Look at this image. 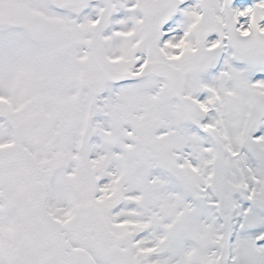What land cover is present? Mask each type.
Listing matches in <instances>:
<instances>
[{"label":"snow or ice","instance_id":"obj_1","mask_svg":"<svg viewBox=\"0 0 264 264\" xmlns=\"http://www.w3.org/2000/svg\"><path fill=\"white\" fill-rule=\"evenodd\" d=\"M0 264H264V0H0Z\"/></svg>","mask_w":264,"mask_h":264}]
</instances>
